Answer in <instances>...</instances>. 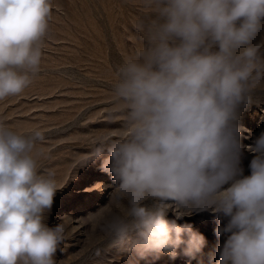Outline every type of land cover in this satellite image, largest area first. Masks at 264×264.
I'll return each instance as SVG.
<instances>
[{"label": "clouds", "instance_id": "clouds-1", "mask_svg": "<svg viewBox=\"0 0 264 264\" xmlns=\"http://www.w3.org/2000/svg\"><path fill=\"white\" fill-rule=\"evenodd\" d=\"M52 0H0V100L21 94L41 67ZM140 46L123 58L112 88L125 134L93 157L113 181V211L100 226L116 246L194 256L204 247L193 212L217 217L216 264H264V132L241 166L238 116L264 93V0H137ZM39 130L0 122V264H53L61 224L49 227L54 174L38 167ZM154 202L149 204L148 202ZM119 205V207H116ZM185 236L187 237L185 239Z\"/></svg>", "mask_w": 264, "mask_h": 264}, {"label": "rangeland", "instance_id": "rangeland-1", "mask_svg": "<svg viewBox=\"0 0 264 264\" xmlns=\"http://www.w3.org/2000/svg\"><path fill=\"white\" fill-rule=\"evenodd\" d=\"M51 7L40 71L21 94L0 100V122L43 136L34 155L40 169L54 174L58 189L45 223L64 229L53 264H162L165 259L216 264L222 238L215 234L218 221L211 212L177 219L175 212L186 213L166 202L172 205L167 219L190 224L204 236L206 243L194 256L185 255L181 245L174 258L164 253L142 258L130 244L116 246L103 232L100 221L113 211V181L100 170L108 153L93 157V149L102 139L125 134L123 109L114 103L112 88L119 64L140 46L135 21L142 9L137 0H52ZM238 127L241 166L248 175L254 155L248 148L264 132V93L241 106Z\"/></svg>", "mask_w": 264, "mask_h": 264}, {"label": "bare ground", "instance_id": "bare-ground-1", "mask_svg": "<svg viewBox=\"0 0 264 264\" xmlns=\"http://www.w3.org/2000/svg\"><path fill=\"white\" fill-rule=\"evenodd\" d=\"M170 258H173V257H170ZM170 258H169V259H170ZM167 261H168L169 263H170V262H173V261H169L168 259H165V260H163V263H162V264H168V263H166Z\"/></svg>", "mask_w": 264, "mask_h": 264}]
</instances>
